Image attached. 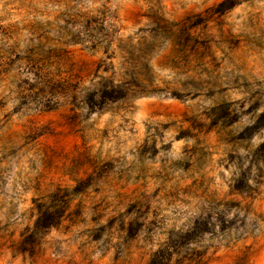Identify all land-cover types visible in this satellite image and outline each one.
Here are the masks:
<instances>
[{
    "label": "rangeland",
    "instance_id": "rangeland-1",
    "mask_svg": "<svg viewBox=\"0 0 264 264\" xmlns=\"http://www.w3.org/2000/svg\"><path fill=\"white\" fill-rule=\"evenodd\" d=\"M264 0H0V264H264Z\"/></svg>",
    "mask_w": 264,
    "mask_h": 264
},
{
    "label": "trees",
    "instance_id": "trees-1",
    "mask_svg": "<svg viewBox=\"0 0 264 264\" xmlns=\"http://www.w3.org/2000/svg\"><path fill=\"white\" fill-rule=\"evenodd\" d=\"M261 118H264V112L261 115ZM260 126H264V124L263 125H260ZM160 263H162V261H160V262L153 261V264H160Z\"/></svg>",
    "mask_w": 264,
    "mask_h": 264
}]
</instances>
